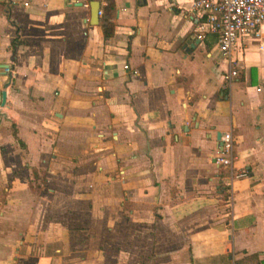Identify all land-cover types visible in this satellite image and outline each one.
<instances>
[{
    "label": "crops",
    "instance_id": "1",
    "mask_svg": "<svg viewBox=\"0 0 264 264\" xmlns=\"http://www.w3.org/2000/svg\"><path fill=\"white\" fill-rule=\"evenodd\" d=\"M93 1L0 0V264H264V24L229 63L189 0Z\"/></svg>",
    "mask_w": 264,
    "mask_h": 264
},
{
    "label": "built area",
    "instance_id": "2",
    "mask_svg": "<svg viewBox=\"0 0 264 264\" xmlns=\"http://www.w3.org/2000/svg\"><path fill=\"white\" fill-rule=\"evenodd\" d=\"M191 8L200 16L196 37L201 38L207 32L217 36V46L228 62H235L232 51L241 49L240 40L244 36H258L264 24V0H189ZM27 4V1L24 2ZM103 14V8L97 9V15ZM127 67V64H124ZM236 69L228 67L223 73L224 80H230ZM221 146L214 161L232 169L235 139L230 130L221 134ZM245 171L233 173L229 177L244 175Z\"/></svg>",
    "mask_w": 264,
    "mask_h": 264
},
{
    "label": "trees",
    "instance_id": "3",
    "mask_svg": "<svg viewBox=\"0 0 264 264\" xmlns=\"http://www.w3.org/2000/svg\"><path fill=\"white\" fill-rule=\"evenodd\" d=\"M111 8H113V3L108 1L106 6L103 8V14L100 19V24L105 36L110 35L113 30V23L109 20V17L111 16Z\"/></svg>",
    "mask_w": 264,
    "mask_h": 264
},
{
    "label": "water",
    "instance_id": "4",
    "mask_svg": "<svg viewBox=\"0 0 264 264\" xmlns=\"http://www.w3.org/2000/svg\"><path fill=\"white\" fill-rule=\"evenodd\" d=\"M98 5H99V2H98L97 0L93 1L92 10H93L94 15H95V22L98 21V15H97V9H98V7H99ZM2 65H3V67H6V66H7V64H2ZM5 95H6V92H5V90L3 89V90L1 91V95H0L1 102H4ZM221 143H222V142H221V140H220V145H221Z\"/></svg>",
    "mask_w": 264,
    "mask_h": 264
}]
</instances>
